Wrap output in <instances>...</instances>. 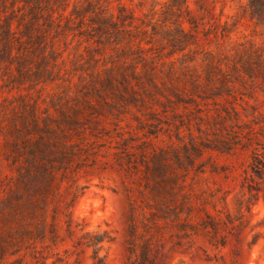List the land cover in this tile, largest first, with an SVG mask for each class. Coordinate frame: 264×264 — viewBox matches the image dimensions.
<instances>
[{
    "label": "trees",
    "instance_id": "obj_1",
    "mask_svg": "<svg viewBox=\"0 0 264 264\" xmlns=\"http://www.w3.org/2000/svg\"><path fill=\"white\" fill-rule=\"evenodd\" d=\"M188 1L0 0V155L15 171L0 177V264H47L46 242L56 239L61 222L76 264L85 250L91 264H108L102 251L114 239L110 231L74 220L77 190L64 203L58 198L96 144L114 149L121 165L141 144L153 145L140 147L143 224L151 233L139 263L131 259L137 247L130 239V264H160L166 228L185 219L182 229H193L188 220L197 209L217 242L222 197L193 202L183 171L209 149L230 150L223 128L264 129V113L251 103L264 95V0H238L232 20L224 21L196 17ZM243 19L253 22V32L236 38ZM163 134L173 157L166 143H153ZM242 188L252 204L264 200L260 153ZM137 209L132 200L131 236Z\"/></svg>",
    "mask_w": 264,
    "mask_h": 264
},
{
    "label": "rangeland",
    "instance_id": "obj_2",
    "mask_svg": "<svg viewBox=\"0 0 264 264\" xmlns=\"http://www.w3.org/2000/svg\"><path fill=\"white\" fill-rule=\"evenodd\" d=\"M139 0H122L128 6H134ZM245 3V0H242ZM118 1H114L116 7ZM189 9L196 17L209 14L213 20H232V15L239 9L238 0H189ZM202 5L204 8L200 9ZM144 11H147L145 8ZM142 12V11H141ZM185 21V26L189 27ZM253 22L243 19L239 22L234 37H243L253 32ZM257 40L262 37L257 34ZM241 101V100H239ZM257 104L259 111L264 113V95L260 100L251 99ZM222 106L219 105V108ZM239 109L242 107L239 105ZM247 111L252 108L248 107ZM246 118V117H244ZM260 118H263L262 116ZM256 131L247 128L240 130L238 126H228L219 131L222 138H226L230 150L219 151L209 149L197 160L195 166L189 171H183L185 178L184 191L196 203L199 199L214 193L222 197L218 203L224 218L217 242L203 228L201 222L205 216L202 210H195L192 219L194 228L182 229L181 224L186 220H178L170 228H166V237L163 240V254L160 264H264V200L260 197L255 203L249 201L250 193L243 190L242 181L246 171H250V162L257 152L264 157V129L254 126ZM241 131V133H240ZM167 134L160 139L155 138L153 143L162 145L166 143L169 157H173L172 149L168 145ZM251 137V138H249ZM150 143L141 144L140 147L152 149ZM130 156L132 162L121 165L113 150H108L100 144L90 148L91 155L83 161L81 170L70 182L63 185L59 202L64 203L72 193L77 190L79 197L72 207V216L75 221L82 223L87 229L109 230L113 240L105 245L102 253H106L108 264H130L129 241L136 244L137 251L131 259L141 260L143 244L148 239L151 231L143 224L144 196L142 190L147 186L145 180L144 157L141 148ZM205 162L204 171L200 172L199 164ZM217 167L214 169L213 164ZM14 169L0 155V177L13 175ZM224 198V200H223ZM132 200L136 201L137 232L131 236L130 206ZM81 227V225L79 226ZM79 227L77 234L80 233ZM187 232L188 236H181ZM55 240L46 242L45 253L48 256L47 264H76L73 254L72 241L61 222L56 232ZM227 244H222L223 239ZM90 250L81 254V264H91Z\"/></svg>",
    "mask_w": 264,
    "mask_h": 264
}]
</instances>
